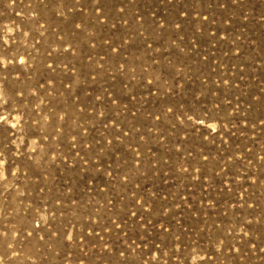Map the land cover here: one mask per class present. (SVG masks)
Returning <instances> with one entry per match:
<instances>
[{
    "label": "rangeland",
    "instance_id": "rangeland-1",
    "mask_svg": "<svg viewBox=\"0 0 264 264\" xmlns=\"http://www.w3.org/2000/svg\"><path fill=\"white\" fill-rule=\"evenodd\" d=\"M0 264H264V0H0Z\"/></svg>",
    "mask_w": 264,
    "mask_h": 264
}]
</instances>
